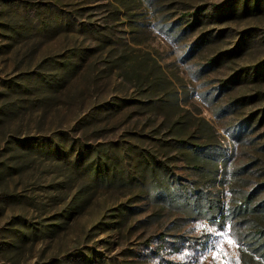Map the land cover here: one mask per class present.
Here are the masks:
<instances>
[{
  "label": "rangeland",
  "instance_id": "1",
  "mask_svg": "<svg viewBox=\"0 0 264 264\" xmlns=\"http://www.w3.org/2000/svg\"><path fill=\"white\" fill-rule=\"evenodd\" d=\"M0 264H264V0H0Z\"/></svg>",
  "mask_w": 264,
  "mask_h": 264
}]
</instances>
